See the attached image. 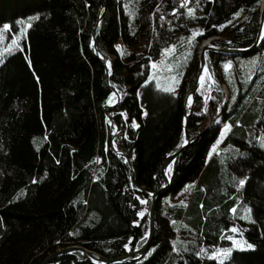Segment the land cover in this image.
<instances>
[{
    "label": "trees",
    "instance_id": "obj_1",
    "mask_svg": "<svg viewBox=\"0 0 264 264\" xmlns=\"http://www.w3.org/2000/svg\"><path fill=\"white\" fill-rule=\"evenodd\" d=\"M262 1L0 0V264H39L68 245L117 257L143 244L147 220L137 213L149 198L138 189L163 186L162 163L183 139L198 46L209 37L252 45ZM169 45L188 52L175 92L148 81ZM206 61L208 114L207 75L186 125L191 141L156 198L148 250L113 264H264V36ZM105 110L119 127L114 139ZM219 120L231 128L211 152ZM232 238L252 248L213 259ZM50 264L90 263L73 252Z\"/></svg>",
    "mask_w": 264,
    "mask_h": 264
},
{
    "label": "water",
    "instance_id": "obj_2",
    "mask_svg": "<svg viewBox=\"0 0 264 264\" xmlns=\"http://www.w3.org/2000/svg\"><path fill=\"white\" fill-rule=\"evenodd\" d=\"M262 30H264V0L261 3L260 16H259V26H258V30L256 33L255 40H254L252 45L245 47V48H223V47H219V46L211 44V41L216 39V37H209V38H207L201 42V45L197 51V57H198V61H199V69H198V72L196 74L194 83H193L190 91L185 95V98H184L185 112H184V116H183V121H184L183 139H182L180 145L170 155H168L162 163L160 173H161V178L163 180V186H161L160 188H158L157 190H155L153 192H148V191L144 190L142 187H140L138 189L142 194H144L145 196H147L149 198L148 208H147V213H146L147 235H146V239L143 242V244L139 247H136V248L128 251L126 254L121 255V256H117V257H105V256H102L95 251L89 250V249H87L83 246H80V245H68L65 247L57 248L56 250L50 252L48 255H46L43 258V260L39 264H50L53 260L57 259L59 256L70 254L73 252H79L84 257V259L87 262H89L90 264H113V263H117V262H130L132 260L141 258L146 253V251L148 250V247L151 243L153 234H154V228H155L154 218H155L156 198H157L159 192L166 189L170 183L168 174H166L168 166L172 163V161L177 157V155L191 141V138L188 134L186 125H187L189 116L193 112V104L195 101V97H196V93H197L199 84L201 82V77L203 75H206V74H208V76H209V80H210L211 85H210L208 92L205 95V98H204L205 107H203V112L208 114L207 106H208L209 98H210L212 87H213V80H212L211 75L209 73V69H208V65H207V61H206V52L216 51V52H220L223 54L238 55L244 51L253 49L254 47H256L259 44V42L261 41L262 36H263ZM92 38L94 39V34L92 35ZM103 62L106 63L105 58H103ZM106 81L108 82L107 72H106ZM112 90H113V93L116 97V101H118L120 98L118 91L114 88H112ZM190 96L192 99L190 102L189 109L187 110V101H188ZM114 104L115 103L106 104L104 106V109H106L109 106H113ZM104 112H105L106 118L110 121V128H115V131L111 136V138L114 139L115 135L119 131V127H118L117 123L114 121V119L112 118V116L106 110ZM208 122H209V120H208ZM185 141H187V143H185ZM113 150L116 154L121 155L122 157H124L126 159V161H128V157L124 154V152L122 150L116 149V148H113ZM131 175H132V173H131Z\"/></svg>",
    "mask_w": 264,
    "mask_h": 264
},
{
    "label": "rangeland",
    "instance_id": "obj_3",
    "mask_svg": "<svg viewBox=\"0 0 264 264\" xmlns=\"http://www.w3.org/2000/svg\"><path fill=\"white\" fill-rule=\"evenodd\" d=\"M196 36L197 35H193V36L185 39L186 43L192 41V39H194V37H196ZM263 36H264V34H263ZM204 40H202V41H204ZM200 45H201V43H200ZM176 47L177 46H175V45H169L164 50L162 57L158 58L156 61H152L151 65H150V72H149L148 81H152L155 84V86L162 91H166L165 89H171V91H167V92H175L177 89V85H178L179 77H180L179 76L180 71H178V68H179L178 66H179V64H181V62H183L184 57L188 52H181L180 51L181 53L180 52L176 53ZM198 48H199V46H198ZM228 63H229V61H226L225 64H228ZM227 69H229V67ZM206 76H207V74H206ZM206 76H204V79L201 80V82L199 84L200 88L199 87L198 88L200 90H204V91L206 90V85H207V80H205ZM210 85H211V83H210ZM187 106H188V108L190 106L189 99L187 101ZM219 124L221 125V129L224 130L226 124H224L222 122H219ZM222 130H221V132H222ZM111 131H112V133H114L115 128H111ZM227 131L224 133L223 136H221V134H220L218 140L213 145L211 152H217L218 151V148L221 145V143L223 142V139H224ZM188 190H189L188 188H185L183 193L180 195L181 197L178 196L177 199L179 201L180 200L183 201L184 198L188 194ZM143 200H145L147 202L146 204H144L145 206L143 207V209L141 211V212H144L143 216H145L147 213L149 199L145 198ZM145 209H146V211H145ZM245 213L246 212L244 211L243 217H245V215H246ZM234 242H237L243 248H247V245H249L244 240L241 241L240 238H232L231 243L228 247H220V248L216 249L214 253H218L222 250L237 248L235 246ZM130 250H131V247L128 245L127 252ZM216 258L219 261H223L224 259H226L222 256H217Z\"/></svg>",
    "mask_w": 264,
    "mask_h": 264
},
{
    "label": "snow or ice",
    "instance_id": "obj_4",
    "mask_svg": "<svg viewBox=\"0 0 264 264\" xmlns=\"http://www.w3.org/2000/svg\"><path fill=\"white\" fill-rule=\"evenodd\" d=\"M182 7H183V5H181ZM193 14V10L192 9H189V15L191 16ZM235 15H239V13H236ZM10 25H8V24H5V25H3V30H4V32H8L9 31V29H10ZM221 27H223V26H221ZM262 34H264V30H262ZM194 35H203V32H199V31H197V32H194ZM0 39H3V34L2 33H0ZM13 45H17V41H16V39H15V37H13L12 38V44L9 46V48L8 49H6L7 51H9V52H11L12 51V46ZM0 62H3L2 60H0ZM231 66V64H230V62L228 63V64H225L224 65V67L227 69L228 67H230ZM111 67V65H110V63H109V68ZM204 78H203V76L201 77V80H203ZM147 83V82H146ZM166 91H171V89H165ZM191 96L189 97V102H191ZM122 115H126V114H122ZM133 125L134 126H136L135 125V122L133 121ZM230 128H231V125H225V129L224 130H222V132H221V136H223L224 135V133L227 131V130H230ZM185 143H187V141H185ZM168 171H171V165H169V168H168ZM167 174V173H166ZM33 182H35V181H33ZM244 183H245V181L244 180H240L239 181V184L241 185V186H243L244 185ZM139 199V198H138ZM140 203L141 204H146L147 202L145 201V200H141L140 201ZM145 211H146V209H145ZM233 212H235V209H233L232 210ZM137 215H140V216H143L144 215V212H139V213H137ZM135 223V222H134ZM232 231H237L235 228H233L232 229ZM70 235H71V233H70ZM58 243H59V241H58ZM234 244H235V246L236 247H238L240 250H245L241 245H239L237 242H234ZM125 248L127 249L128 248V245H125ZM247 248H249V249H251L252 248V245H247ZM231 251H232V249H228V250H222V251H220V252H218V253H214L213 254V259H215L217 256H222V257H224V258H227L230 254H231Z\"/></svg>",
    "mask_w": 264,
    "mask_h": 264
},
{
    "label": "bare ground",
    "instance_id": "obj_5",
    "mask_svg": "<svg viewBox=\"0 0 264 264\" xmlns=\"http://www.w3.org/2000/svg\"><path fill=\"white\" fill-rule=\"evenodd\" d=\"M261 8V7H260ZM199 47H200V45H199ZM199 49V48H198ZM206 73V72H205ZM203 77H204V75H203Z\"/></svg>",
    "mask_w": 264,
    "mask_h": 264
}]
</instances>
